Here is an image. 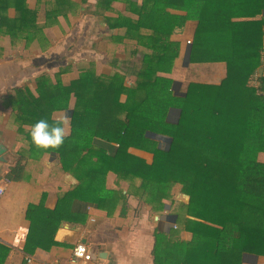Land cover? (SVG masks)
<instances>
[{"label": "trees", "instance_id": "1", "mask_svg": "<svg viewBox=\"0 0 264 264\" xmlns=\"http://www.w3.org/2000/svg\"><path fill=\"white\" fill-rule=\"evenodd\" d=\"M38 1L45 18L39 24V9L27 0H0V35L28 47L68 12L69 0ZM113 1L104 7V0H98L99 13L111 10ZM154 1L130 0L132 16L107 17L114 21L111 27H126L123 39L131 43L126 55L113 59L112 74L85 68L66 84L40 75L35 92L28 86L16 90L9 124L28 148L17 152L4 178L23 179L28 158L55 152L60 169L79 181L78 199L98 207L107 202L112 212L132 196L150 213L163 210L162 194L184 181L181 192L188 200L178 204L194 217L185 221L191 238L155 231V264H240L247 256L264 258V162L250 160L241 167L239 161L245 137L257 128L249 115L264 109V74L255 78L264 69V0H198L189 61L224 62L225 75L214 83L190 81L178 100L170 96L169 73L178 56L170 39L174 23L156 16ZM192 1L168 0L167 6L186 8ZM238 9L250 17H232ZM255 12L258 18H252ZM60 93L73 96L67 112L70 134L59 150H37L30 126L41 118L53 123L52 99ZM174 108L178 118L170 120ZM108 172L118 185L128 182L125 193L106 187ZM227 222L237 227L229 251L218 247Z\"/></svg>", "mask_w": 264, "mask_h": 264}, {"label": "crops", "instance_id": "2", "mask_svg": "<svg viewBox=\"0 0 264 264\" xmlns=\"http://www.w3.org/2000/svg\"><path fill=\"white\" fill-rule=\"evenodd\" d=\"M167 1L155 0L152 11L164 21L174 23L170 39L177 46L178 56L173 66L190 65L189 48L197 27L200 3L193 0L186 8H174L167 6ZM27 3L39 9L36 20L38 24L43 23L44 5L38 0H27ZM103 3L104 7L108 5L107 0ZM130 5V0H115L111 3L112 9L101 14L98 0H69L67 14L55 18L38 34L42 40L37 35L34 42L25 47L13 44L12 37L6 33L0 35V146L4 158L0 160V185L4 188L0 198V264H25L27 255L32 256L36 264H80L72 257V248L77 242L84 243L91 254L89 264H155L152 254L155 231L191 238L185 221L194 217L186 213V206L178 204L188 200L181 192L184 181H177L162 194L163 210L150 213L145 204L140 205L132 196L120 211V205H116L112 212L107 202L98 207L93 202L78 199L74 190L79 181L72 172L76 182L70 184L64 180V174L69 172L60 169L55 152L28 158L23 179L4 178L17 152L28 148L9 124L10 98L22 86L35 92L34 81L40 75L66 84L85 68L112 74L113 59L126 55L131 43L123 39L126 27H111L114 21L107 17L132 16ZM8 13L13 14L12 8H8ZM231 14L238 19L250 17L247 10H232ZM60 51H68L70 58L61 59ZM193 63L199 68L208 66L200 74L201 77L207 73L205 82H218L225 75L224 62ZM61 65L65 67L61 69ZM173 70L172 67L170 73ZM212 74L216 78H211ZM172 79L170 96L178 100L187 85L183 88L177 78ZM58 95L62 97L55 98L56 95L52 99L55 119L67 116L73 106V96ZM249 120L255 122L257 128L244 139L239 156L241 167L250 160L264 162V109L251 112ZM105 184L116 192L125 193L128 188V182L117 184L113 172L107 173ZM107 207L111 214L107 213ZM236 228L230 222L221 227L219 249L231 250ZM254 263L264 264V258L247 256L240 264Z\"/></svg>", "mask_w": 264, "mask_h": 264}, {"label": "clouds", "instance_id": "3", "mask_svg": "<svg viewBox=\"0 0 264 264\" xmlns=\"http://www.w3.org/2000/svg\"><path fill=\"white\" fill-rule=\"evenodd\" d=\"M69 119L61 115L49 123L46 118H41L30 126L32 144L37 150H59L65 143V138L70 134Z\"/></svg>", "mask_w": 264, "mask_h": 264}, {"label": "rangeland", "instance_id": "4", "mask_svg": "<svg viewBox=\"0 0 264 264\" xmlns=\"http://www.w3.org/2000/svg\"><path fill=\"white\" fill-rule=\"evenodd\" d=\"M39 36V35H38ZM41 35L38 37L39 39ZM42 40V39H41ZM190 40V39H188ZM64 46V49L66 48L65 45ZM69 48V46H68ZM68 51L66 52H63V51H60V58L62 59L63 56H67V59L70 58L68 57V54L67 53ZM51 53H49V55L47 56H50ZM73 55V54H72ZM263 60H264V54L262 56ZM185 60V59H184ZM64 61V60H62ZM119 62H117L118 64ZM185 63V62H184ZM69 64H65V66L68 68ZM195 63H191L190 65H176L173 66L174 70L172 71V73H170V75L174 78H177L181 83H182V87L185 88V86L190 82V81H202V82H205V80L208 78V75L207 73H204L201 77H200V74L203 72L202 70H206L208 68L207 65H203L201 68L197 67V66H194ZM65 66L61 65V69H63ZM208 71V70H207ZM211 78H216V75L212 74ZM50 81L53 80V78H49ZM58 82H60L59 80H57ZM58 97H62L61 95H57L55 98H58ZM168 119L170 120H176L178 118V110L177 109H172L170 110V112L168 113Z\"/></svg>", "mask_w": 264, "mask_h": 264}, {"label": "built area", "instance_id": "5", "mask_svg": "<svg viewBox=\"0 0 264 264\" xmlns=\"http://www.w3.org/2000/svg\"><path fill=\"white\" fill-rule=\"evenodd\" d=\"M251 16L252 18H258L259 13L258 12L252 13ZM186 42L189 43L190 40L186 39ZM258 73L264 74V69L261 68L260 71L256 73L255 78L258 75ZM3 192H4V188L2 185H0V198L3 195ZM72 257L74 259H77L80 264H89V261L91 259V254L88 252V249L84 243L77 242L72 248ZM24 261L25 264H36L34 258L30 255L25 256Z\"/></svg>", "mask_w": 264, "mask_h": 264}, {"label": "water", "instance_id": "6", "mask_svg": "<svg viewBox=\"0 0 264 264\" xmlns=\"http://www.w3.org/2000/svg\"><path fill=\"white\" fill-rule=\"evenodd\" d=\"M3 152V148L0 146V160H4V158L2 157L1 153ZM64 180L70 184H74L76 182L75 177H73V175H71L70 173H65L64 174Z\"/></svg>", "mask_w": 264, "mask_h": 264}]
</instances>
